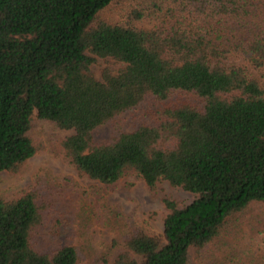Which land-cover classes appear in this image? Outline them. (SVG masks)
<instances>
[{"label":"trees","instance_id":"obj_1","mask_svg":"<svg viewBox=\"0 0 264 264\" xmlns=\"http://www.w3.org/2000/svg\"><path fill=\"white\" fill-rule=\"evenodd\" d=\"M120 1L123 20L100 18ZM99 58L121 67L99 78ZM147 97L163 102L153 121L95 140ZM34 116L72 131L62 146L83 176L195 195L166 198L163 233L133 229L113 264H191L264 203V0H0V172L37 152ZM41 208L35 191L0 197V264H78L75 246L35 248Z\"/></svg>","mask_w":264,"mask_h":264},{"label":"rangeland","instance_id":"obj_2","mask_svg":"<svg viewBox=\"0 0 264 264\" xmlns=\"http://www.w3.org/2000/svg\"><path fill=\"white\" fill-rule=\"evenodd\" d=\"M127 2H117L100 14L108 22L123 20ZM121 63L99 58L93 66L97 77L104 68ZM162 101L147 97L95 131L97 142L112 141L119 130L132 131L155 119ZM72 131L56 123L33 118L30 136L37 152L16 172H0V197L11 200L35 191L43 220L33 236L36 249L52 252L75 246L78 264H113L122 252L127 236L135 228L162 234L169 210L166 198L183 207L195 195L167 181L151 191L145 180L129 173L113 185L83 176L70 163L62 141ZM191 264H264V203H253L234 217L216 241L200 251L192 249Z\"/></svg>","mask_w":264,"mask_h":264}]
</instances>
